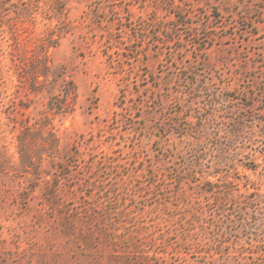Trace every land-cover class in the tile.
Returning <instances> with one entry per match:
<instances>
[{
	"label": "rangeland",
	"instance_id": "374dc122",
	"mask_svg": "<svg viewBox=\"0 0 264 264\" xmlns=\"http://www.w3.org/2000/svg\"><path fill=\"white\" fill-rule=\"evenodd\" d=\"M0 264H264V0H0Z\"/></svg>",
	"mask_w": 264,
	"mask_h": 264
}]
</instances>
